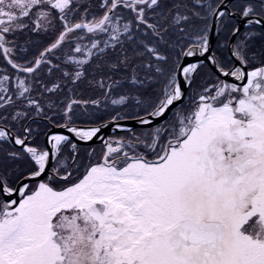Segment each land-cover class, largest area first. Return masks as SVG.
I'll return each instance as SVG.
<instances>
[{
    "label": "snow or ice",
    "instance_id": "1",
    "mask_svg": "<svg viewBox=\"0 0 264 264\" xmlns=\"http://www.w3.org/2000/svg\"><path fill=\"white\" fill-rule=\"evenodd\" d=\"M0 264H264V0H0Z\"/></svg>",
    "mask_w": 264,
    "mask_h": 264
},
{
    "label": "flooded vegetation",
    "instance_id": "2",
    "mask_svg": "<svg viewBox=\"0 0 264 264\" xmlns=\"http://www.w3.org/2000/svg\"><path fill=\"white\" fill-rule=\"evenodd\" d=\"M113 133V129H112V127H109V128H106V130H104L103 131V133H102V135H111ZM99 143V141L98 142H96V144H98Z\"/></svg>",
    "mask_w": 264,
    "mask_h": 264
},
{
    "label": "water",
    "instance_id": "3",
    "mask_svg": "<svg viewBox=\"0 0 264 264\" xmlns=\"http://www.w3.org/2000/svg\"><path fill=\"white\" fill-rule=\"evenodd\" d=\"M108 128H109V127H108ZM104 130H106V129H104ZM104 130H103V131H104ZM96 142H98V141H94V143H96Z\"/></svg>",
    "mask_w": 264,
    "mask_h": 264
}]
</instances>
